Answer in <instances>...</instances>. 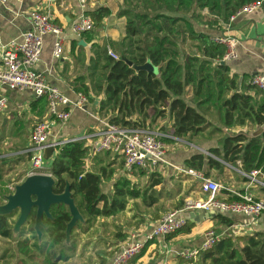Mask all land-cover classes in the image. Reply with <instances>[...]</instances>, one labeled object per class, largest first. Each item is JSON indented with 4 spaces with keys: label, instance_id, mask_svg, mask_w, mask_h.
I'll use <instances>...</instances> for the list:
<instances>
[{
    "label": "crops",
    "instance_id": "1",
    "mask_svg": "<svg viewBox=\"0 0 264 264\" xmlns=\"http://www.w3.org/2000/svg\"><path fill=\"white\" fill-rule=\"evenodd\" d=\"M124 1L85 0L87 14L88 11L98 7H107L109 13L104 16L100 27H95L94 24L91 32L77 35L72 31L71 23L81 10V0H0V44L20 40L23 33L31 28L33 12L36 9L40 8L51 13L54 22L63 28L64 51L60 57H55L56 37L54 34H47L44 38L41 59L37 65L38 71L44 75L49 84L58 87L71 99H78L79 93L84 94L88 99L83 108H74L69 120L61 123L52 119L48 111L49 104L44 106L32 91L0 88V96H5L8 100L6 110L0 113V170L3 175L0 189L4 188L3 192L0 190V204L4 203L7 194L12 193L10 186L24 181L28 176L30 158L25 150L30 144L31 131L37 122L44 119L53 120L50 138L68 139L100 130L102 124L99 118L109 119L114 114L112 112L107 115L101 114L99 104L105 98V94L96 90L95 83L97 77L104 71V57L110 50L120 48V41L126 36L127 17L118 14L124 6ZM196 25L199 30L212 37L229 34L238 39V57L226 62L230 69L229 76L233 81L230 83L232 88L228 90V94L236 91L252 96L257 102L264 101V92L249 82L252 75L264 73V4L253 13L240 15L234 22H230L229 19L228 22L222 21L221 26H211L209 23ZM1 52L0 45V56ZM186 89V96L191 99L193 87L187 86ZM213 109L211 107L207 113L211 117L215 112ZM137 118H140L138 114L132 117L133 120ZM150 119H147L146 126L165 134L163 142L166 146L167 159L174 165L202 171L207 177L221 183L225 188L219 194V198L233 199L232 191L249 192L257 198H264V186L259 183L251 184L249 179L239 172L238 169L242 170L240 161L233 165L209 151L211 148H221L229 134L260 133L264 125L256 126L248 123L244 126L225 127L223 121L213 122L214 125L206 128L204 132L190 138L173 134V120L169 116L157 119L154 123H150ZM158 123H160L159 127L151 126ZM193 139L202 142L198 148H192L190 145ZM94 143L95 138L84 142L89 148L84 167L88 171H97L102 166L108 170L114 169L113 177L102 182V188L108 197L113 194L115 181L121 177L142 189H146L152 183V173L159 174L163 180L153 188L154 197L130 198L123 210L109 216H98L94 225L85 232L78 229V248L67 264H110L120 247L133 239V234H137L135 240H142L144 234L152 230L167 212L184 207L188 200L197 201L207 198V194L201 189L200 180L191 174L166 165L157 167L153 172L142 168L129 170L124 165L123 157L111 151L94 153ZM202 153L217 159L222 166L215 168L205 163L204 167L199 169L187 165L188 159ZM50 167L51 165L45 168L47 173H50ZM142 170L147 173L142 174ZM194 182L197 183L196 186ZM181 202L184 203L183 206H179ZM191 211L193 210L185 212L188 220L192 222L190 227H186L189 230L147 242L143 253L129 264H195L191 261H199L202 252L196 259L182 258L178 252L200 247L210 229L214 230L220 239L232 237L240 246H243L245 241H239L237 238L249 237L257 233L264 235V215L249 221L246 228L243 227L235 232L232 229L233 225L246 223L248 217L214 210L215 217H205L197 222L191 220ZM219 213H223L229 222H220ZM15 216L10 219L13 226L17 220ZM18 230L15 228V232ZM7 240L8 243H4L3 248L0 249V264H12L16 258L13 253L16 241L9 238Z\"/></svg>",
    "mask_w": 264,
    "mask_h": 264
},
{
    "label": "trees",
    "instance_id": "2",
    "mask_svg": "<svg viewBox=\"0 0 264 264\" xmlns=\"http://www.w3.org/2000/svg\"><path fill=\"white\" fill-rule=\"evenodd\" d=\"M253 1L125 0L118 13L127 17L126 36L120 41V58L106 55L104 71L95 83L96 90L105 94L99 104L101 114L114 113L109 120L123 126H146L148 118L154 123L169 116L173 120V134L190 138L214 125L213 118L207 114L211 107L216 109L218 119L225 127L248 123L263 126L264 101L257 102L252 96L236 91L228 94L232 88L230 83H233L228 73L230 69L226 63L218 62L226 48L196 25L221 26L222 21L228 22L233 13ZM108 13L107 7L88 11L95 27L101 26ZM191 46L195 50L192 51ZM149 61L159 68L157 73L143 69ZM187 86L193 87L191 99L186 96ZM39 100L48 106L47 98ZM134 114L140 118L133 120ZM209 151L233 165L240 161L245 172L264 170V129L252 135L245 132L229 134L221 148ZM88 153L89 148L83 141L65 143L50 167V173L56 179L54 192H64L69 183L83 216V221L77 222L69 238L66 229L72 215L64 203L51 206L52 217L44 216L41 237L34 228L36 211L29 217L28 225H23L17 232L15 224L13 226L10 222L17 212L0 215V237L16 241L13 251L16 258L12 264H67L78 248V229L85 232L98 216L123 210L130 198L154 197L153 188L163 180L159 174L152 173V183L142 189L121 177L115 181L113 194L108 197L102 182L113 177L114 169L102 166L97 171L86 170L84 160ZM205 163L215 168L222 166L220 161L203 153L187 160L188 166L199 169ZM141 173L147 172L142 170ZM2 176L0 170V180ZM183 204L181 202L179 206ZM218 219L222 223L229 222L223 213L218 214ZM190 225L192 222L188 220L178 232L189 230L186 227ZM237 239L244 240V245L240 246L232 237H224L211 249L203 251L199 261L191 262L264 264L263 234Z\"/></svg>",
    "mask_w": 264,
    "mask_h": 264
},
{
    "label": "built area",
    "instance_id": "3",
    "mask_svg": "<svg viewBox=\"0 0 264 264\" xmlns=\"http://www.w3.org/2000/svg\"><path fill=\"white\" fill-rule=\"evenodd\" d=\"M263 4L264 0L247 3L230 16V22H234L240 15L253 13ZM85 9V0H81V10L71 23V29L77 35H82L94 29V22ZM47 34L55 35L54 55L60 57L64 51L63 28L54 22L49 11L39 8L33 12L31 28L23 33L20 40L0 44L2 47L0 88L28 89L33 92L36 98L46 97L49 104L48 111L53 117L52 119L65 123L69 120L72 110L83 108L88 99L82 93H79L78 99H71L58 87L49 84L44 75L38 71L37 65L41 59L44 38ZM212 39L226 48L225 54L218 62L226 63L238 57V39L231 37L229 34L216 35ZM109 54L114 59L120 58L113 50H110ZM249 82L264 92V73L252 75ZM7 103V98L0 96V113L6 110ZM53 120L44 119L39 121L31 131L30 144L25 150L30 158L28 176L50 174L42 171L51 165L59 148L65 143L85 142L95 138L94 153L111 151L115 155L123 157L124 165L129 170L142 168L153 172L161 165L172 166L200 180L201 189L203 193L207 194L206 199L188 200L184 207L164 214L159 223L144 234L142 240H135L137 234H133V239L120 247L110 264H129L140 255L147 242L171 235L184 228L188 221L185 212L188 210L197 208L206 211L219 210L221 212L243 214L248 217L246 223L233 225L232 229L235 232L240 231L243 227L246 228L249 221H254L259 216L264 215V198H257L249 192L239 191H232L234 198L231 200L219 198V194L225 188L221 183L207 177L202 171L172 164L166 157L167 151L163 142L165 134L159 130L148 126H123L115 124L107 118H99L102 127L98 131L68 139H51ZM48 146H53L54 150L47 159L45 149ZM47 161L50 162L47 163ZM238 170L249 179L251 184L259 183L264 186V170L254 169L250 172ZM10 189L13 192L15 185L12 184ZM219 239V235L210 229L207 231L206 238L200 247L184 249L178 252V255L186 259H196L201 252L211 249Z\"/></svg>",
    "mask_w": 264,
    "mask_h": 264
},
{
    "label": "water",
    "instance_id": "4",
    "mask_svg": "<svg viewBox=\"0 0 264 264\" xmlns=\"http://www.w3.org/2000/svg\"><path fill=\"white\" fill-rule=\"evenodd\" d=\"M143 69L155 73L159 70V68L150 61L143 66ZM53 150V146H48L45 149L47 159L51 156ZM55 184L56 179L52 174H34L27 176L24 181L15 185V189L12 193L5 196L4 203L0 204V215H9L15 211L19 213L15 222V228L20 229L28 221L33 211H36L34 228L41 237V228L44 226V216L52 217L50 211L51 206L53 204L64 203L69 207L72 215L66 229V235L67 238H69L77 222L83 221V216L72 196L70 184H67L62 193L54 192ZM210 216L215 217L216 211L210 210L204 212L201 208H197L190 212L192 221L196 220L199 222L205 219V217L208 218Z\"/></svg>",
    "mask_w": 264,
    "mask_h": 264
},
{
    "label": "rangeland",
    "instance_id": "5",
    "mask_svg": "<svg viewBox=\"0 0 264 264\" xmlns=\"http://www.w3.org/2000/svg\"><path fill=\"white\" fill-rule=\"evenodd\" d=\"M188 44L184 47V49L185 50H187L188 49ZM118 49H116V50H114V49H112L113 51H114V53H116L117 55H119L120 56V54H121V49L119 48V47H117ZM191 50L193 51V50H195V47H193V46H191ZM212 118H213V120H214V122L215 123H219V122H221V121H219V119H218V114H217V112H216V109H215V112L212 114ZM159 125H160V123H158L157 125H151V126H154V127H159ZM188 140V139H187ZM189 141V140H188ZM192 142L193 143H190V145L192 146V148H198L200 145H201V141L200 140H192ZM189 144V143H188ZM188 144H186V145H188ZM193 144V145H192ZM200 144V145H199ZM195 145V146H194ZM43 173L44 172H46V170H43L42 171ZM196 184L197 183H195L194 182V185L196 186ZM3 185H5V182H3ZM4 187V186H3ZM1 192H3L4 191V188H2L1 187ZM17 216H15L16 218H18V215H19V213H17L16 214ZM24 225H28V224H24ZM18 228H16V230H17ZM8 238H0V249H2L3 248V246H4V243H8V240H7ZM75 263V262H74Z\"/></svg>",
    "mask_w": 264,
    "mask_h": 264
}]
</instances>
